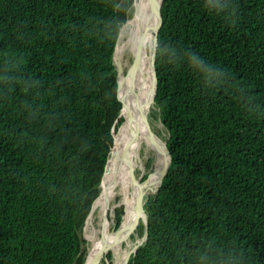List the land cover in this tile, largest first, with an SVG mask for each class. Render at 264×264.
<instances>
[{
	"label": "trees",
	"instance_id": "16d2710c",
	"mask_svg": "<svg viewBox=\"0 0 264 264\" xmlns=\"http://www.w3.org/2000/svg\"><path fill=\"white\" fill-rule=\"evenodd\" d=\"M134 8L0 0V264L85 263ZM156 67L172 160L128 264H264V0H164Z\"/></svg>",
	"mask_w": 264,
	"mask_h": 264
},
{
	"label": "bare ground",
	"instance_id": "6f19581e",
	"mask_svg": "<svg viewBox=\"0 0 264 264\" xmlns=\"http://www.w3.org/2000/svg\"><path fill=\"white\" fill-rule=\"evenodd\" d=\"M156 13V0H135L134 13L123 26L121 40L117 47L116 59L123 68L121 92L127 106V117L125 122L120 126L119 130L115 134L110 161L108 162L103 178L102 193L96 200L94 208L96 209L98 206L105 205V200H109V204L111 205V202L116 199L119 193L122 196V201L123 204H125L126 209V217L123 219L121 224L111 230V232H106V234H104L102 231V234L107 237L110 246H112V249L117 254V264H121V260L125 256H123L121 252L122 244L131 236V232L134 230L136 225V217L132 214V209L136 202L137 192L146 190L147 193H149L148 191L155 186L161 173V163L164 161L166 152L165 146L163 145L157 153L156 167L150 172L149 177L145 181L141 176H135V171L138 169L144 172L143 166L138 165L140 150L144 146L153 147V143L149 137V129L147 125L153 129L150 118V82L156 81L158 78L154 65L153 45L154 37L156 35L154 31ZM143 38H145L143 44V71L137 72L133 65V61L130 64L126 63L124 56L127 51H130L134 60L135 55L139 52V48L142 44L141 40ZM147 55L150 56L149 61H147ZM143 73L147 76L146 81L143 78ZM146 121L148 123H146ZM133 125H136L138 129L139 139L137 142L134 141L128 145ZM157 136L159 138L160 135L157 134ZM136 162L137 166L134 168L132 175H130L132 165ZM89 218L87 226L92 222L93 215ZM107 221H109L107 224V231H109L111 228L110 214H108ZM101 239L102 236L101 238L93 239L95 242V248L89 257H92L94 251L100 245ZM93 261L94 257L91 259V263L89 264H93Z\"/></svg>",
	"mask_w": 264,
	"mask_h": 264
},
{
	"label": "water",
	"instance_id": "95a60500",
	"mask_svg": "<svg viewBox=\"0 0 264 264\" xmlns=\"http://www.w3.org/2000/svg\"><path fill=\"white\" fill-rule=\"evenodd\" d=\"M163 3H164V0H156V12H157L156 16H157L158 26H157L156 35L154 37V43H153V45H154V65H155L156 71H157V67H156V53H157L159 35H160V32H161L162 27H163ZM134 7H135V0H134ZM123 26L121 27V30H120V33H119V37H118V41H117V44H116L115 53H114V59L116 61L117 69H118V77H117V79H118V92H117L118 100H119V93H120V90H121V83H122L121 80L123 78V68H122L121 64L118 62V60L116 59V54H117V47H118V45L120 43V40H121V34H122ZM144 39L145 38H143L141 40L142 44H141V46L139 48V52L137 53V55H135L134 60H133V65H134V67H135L137 72H139V71L142 72L143 71V63H144L143 44H144ZM149 58H150V56L147 55V59H148L147 61H149ZM157 74H158V72H157ZM143 78H144L145 81L147 80V76H146L145 73H143ZM150 91H151V106H152V108L157 109L156 108V97H157V93H158V78H157L156 81H151L150 82ZM123 109H124V106H123V103H122L120 116H122V114H123V111H124ZM157 121H158L159 125L161 126V128H163L164 135L162 137L159 136V138H158L155 130H153L149 125H147V127L149 129V137H150V139H151V141L153 143V148L155 149L156 153H158L159 149L163 145L165 146L166 152H165L164 161H163V163H161L160 176L157 179L156 185L151 188L152 192H158V190L160 189V187H161V185L163 183L164 177H165V175L168 172L171 160H172L170 149H169V146H168V142H169V139H170L169 131H168L167 126H166L165 122L163 121V119H159V117H158ZM146 123H148V122L146 121ZM114 137H115V135H114ZM138 139H139L138 129H137L136 125H133L132 128H131V136H130V140L128 141V145L133 143L134 141L137 142ZM122 157H123V155H122ZM140 158L138 159L139 161H140ZM109 161H110V157L108 159V162ZM108 162H107V166H108ZM107 166H106V169H107ZM136 166H137V162L132 165V171H131L130 175H132L133 170H134V168ZM106 169H105V171H106ZM104 175H105V173H104ZM104 175H103V178H104ZM102 182H103V179H102ZM101 186H102V183H101ZM101 193H102V191H101ZM146 194H147L146 190H141V191L137 192L136 202H135V204L133 206V209H132V214L135 215V217H136V225H135V228L132 231V233L135 230H137V228L139 227L141 222H144V224H145L144 235L140 236V237L137 235L136 242H135L134 246L129 251H127V253L125 254V256L121 260V264H128L132 253L134 251H136L138 249L139 245H141L142 242L144 240H146V238H147V234H148V228H147L148 216H147V213H146L145 208H144L145 195ZM94 208H95V203H94L93 210H94ZM109 211H110L109 200H105V205H103V209H102V214H103L102 228L106 232H111V229H109V231H107V217H108V214L110 213ZM125 215H126V209H125L122 221L126 217ZM111 249H112V246H110V244H109V242L107 240V237L102 234V239L100 241V245L94 251V254L92 255V257H89V255H90V252H89V254L87 256V259H86L84 264L91 263L90 261H91V259L93 257H94L93 264H100L101 261L103 260V257L105 255V253H108V251L111 250Z\"/></svg>",
	"mask_w": 264,
	"mask_h": 264
},
{
	"label": "rangeland",
	"instance_id": "374dc122",
	"mask_svg": "<svg viewBox=\"0 0 264 264\" xmlns=\"http://www.w3.org/2000/svg\"><path fill=\"white\" fill-rule=\"evenodd\" d=\"M134 13V12H133ZM133 13L131 15H133ZM124 60L126 61V63L130 64L133 61V55L130 51H127L125 53L124 56ZM152 67V64H151ZM151 97V94H150ZM127 117V116H126ZM159 117V119L161 118V113L157 110H155L154 108H152L151 106V110H150V118L152 121V126H153V130H155V132L157 134L160 135V137H162L164 135V130L163 128H161V126L159 125L157 118ZM126 120V118H125ZM124 120V122H125ZM120 128V127H119ZM119 130V129H118ZM117 130V131H118ZM140 161H139V165H142L144 168V172L141 171L140 169H138L137 171H135V176H141L143 178V180L145 181L148 177L149 174L152 170H154V168L156 167V163H157V153L155 151V149L153 147H148V146H144L141 150H140ZM153 158L152 160V164L149 165L148 161ZM108 185V184H107ZM156 185V184H155ZM109 186H113V185H109ZM102 188H103V182H102ZM148 192H152V190H149ZM119 205H124L123 201H122V196L119 193L118 196L116 197V199L111 202L110 205V218H111V230L115 229L116 226V212H115V208ZM103 206H98L96 209L93 210V212L90 214L93 215V220L91 223H89V225L87 226L86 224V230H85V236L90 240L89 241V245H90V254L92 253V251L95 248V242L93 241L94 238H101L102 236V231L104 234H106V231L103 230L102 226V221H103V214H102V209ZM125 209V208H124ZM101 210V211H100ZM124 215V214H123ZM89 216V217H90ZM100 216V217H99ZM102 217V218H101ZM123 218V216H122ZM89 219V218H88ZM109 221H107L108 224ZM122 222V220H121ZM94 228V229H93ZM102 228V229H101ZM98 229V230H97ZM135 232V237L132 238V236H130L128 239H126L123 244H122V248H121V252L123 254V256L125 255V253H127V251H129L135 244L136 242V238H137V230L134 231ZM133 232V233H134ZM132 234V232H131ZM91 236V237H90ZM93 241V242H92ZM113 250V249H112ZM94 254V253H93ZM107 253H105L103 260L105 259ZM113 254H114V260L113 261H106L104 264H117L118 263V259H117V254L116 252L113 250ZM117 259V260H116ZM102 260V261H103ZM101 261V263H103ZM100 263V264H101Z\"/></svg>",
	"mask_w": 264,
	"mask_h": 264
}]
</instances>
